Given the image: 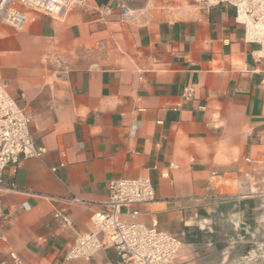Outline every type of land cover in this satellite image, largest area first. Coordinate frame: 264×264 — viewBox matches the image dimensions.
<instances>
[{
	"label": "crops",
	"instance_id": "1",
	"mask_svg": "<svg viewBox=\"0 0 264 264\" xmlns=\"http://www.w3.org/2000/svg\"><path fill=\"white\" fill-rule=\"evenodd\" d=\"M27 15L23 31L0 25V82L44 153L1 178L0 264H121L110 247L65 255L110 182L137 177L154 201L121 219L175 237L171 264H264V58L233 9L84 0Z\"/></svg>",
	"mask_w": 264,
	"mask_h": 264
},
{
	"label": "built area",
	"instance_id": "2",
	"mask_svg": "<svg viewBox=\"0 0 264 264\" xmlns=\"http://www.w3.org/2000/svg\"><path fill=\"white\" fill-rule=\"evenodd\" d=\"M205 7L226 5L234 11V22L243 28V41L256 45L252 57L264 58V0H195ZM84 0H0V25H7L16 32L23 31L28 12L61 19L68 10ZM58 62V61H56ZM184 98L190 99L192 91L185 89ZM30 116L18 106L0 82V192L1 178L8 165L19 166L24 159L39 158L44 149L33 143ZM62 165V164H61ZM55 170V169H52ZM153 185L148 177L111 181L105 210L91 216L92 230L77 234L65 260H89L100 250L110 247L121 264H171L180 249L179 241L157 228L134 220L123 221L122 210L154 201ZM0 205V217L3 216ZM136 213H132V217ZM63 226L71 227V220L62 213H54ZM15 264L19 259L11 254Z\"/></svg>",
	"mask_w": 264,
	"mask_h": 264
}]
</instances>
